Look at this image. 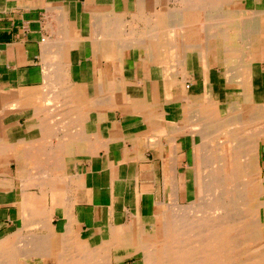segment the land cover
Masks as SVG:
<instances>
[{"label":"crops","instance_id":"obj_1","mask_svg":"<svg viewBox=\"0 0 264 264\" xmlns=\"http://www.w3.org/2000/svg\"><path fill=\"white\" fill-rule=\"evenodd\" d=\"M185 4L0 0V238H12L19 219L33 211L48 216L57 232L68 228L88 239L92 249L102 244L101 237L91 239L96 233L166 208L171 165L178 194L185 195L184 184L195 175L191 163L201 152L198 119L206 87L219 103L236 101L242 89L213 57L203 64L196 52L187 60L146 57V30L162 20L170 24L168 12ZM132 14L142 46L133 58L124 49L121 60L112 59L97 31L117 28L107 18L113 16L126 35ZM258 71L264 82V62ZM182 81L190 95L181 106L175 99L184 96Z\"/></svg>","mask_w":264,"mask_h":264},{"label":"bare ground","instance_id":"obj_2","mask_svg":"<svg viewBox=\"0 0 264 264\" xmlns=\"http://www.w3.org/2000/svg\"><path fill=\"white\" fill-rule=\"evenodd\" d=\"M247 1L253 3V8L240 7ZM173 11L168 12L172 21L170 24L162 20L160 24L156 23L157 27L146 30L143 39L149 37V44L145 45L146 57L157 61L168 56L187 60L191 53L196 52L202 64L213 57L216 64L224 68L227 79L242 86L236 92L239 96L236 101L221 103L212 100V88L206 87V101L201 104L204 110L200 112L198 109L201 113L198 119L202 130L201 152L193 157L191 163L195 171L190 179L194 185L191 192L193 199H187L186 184L185 195L178 194L179 183L172 176L175 171L172 173L173 167L169 165L171 168L165 180L171 186L170 195L168 202H164L165 212L156 217L157 224L159 222L156 234L149 236L140 220L134 218L135 222L127 225L132 228L120 230L122 237L116 238V226L108 232L93 235L92 238L98 236L103 240L102 244L92 249L77 242L71 229L57 232L48 216L27 211L19 219L22 224L16 234L9 239L0 238V264H109L111 260L115 263L124 261L126 255L115 258L113 252L127 247L132 250L128 258L134 257L139 261L137 263L135 260V264H264L263 88L257 93L264 84H254V79L259 77L258 66L264 62V0H186V4L177 10L180 12ZM112 17H107L111 26L118 29L124 27L119 18ZM136 18L137 15L132 14L131 20H128L126 35L122 32L119 34L117 28L97 31V35L104 38V45L110 46L108 57L121 60L124 49H128L133 58L136 50L142 46ZM170 27L173 32L169 31L172 30ZM181 28L184 33L177 32ZM156 29L161 32L153 33ZM97 35L95 38H98ZM167 81L164 82L165 86L171 84L170 79ZM181 84L184 96L175 99L177 105H181L178 102L185 101L186 96L190 95L188 85L183 81ZM193 105L200 104L193 102ZM213 139H216L214 143ZM30 224L35 225L34 229L29 233L24 232V228ZM44 228L54 238L49 236L44 239L35 234ZM133 230L136 237L135 233L130 236ZM241 238L247 242V250L251 251L247 252L249 255L243 256L235 251L242 245V242L239 244Z\"/></svg>","mask_w":264,"mask_h":264},{"label":"rangeland","instance_id":"obj_3","mask_svg":"<svg viewBox=\"0 0 264 264\" xmlns=\"http://www.w3.org/2000/svg\"><path fill=\"white\" fill-rule=\"evenodd\" d=\"M248 2V1H247ZM253 3L252 2H248L247 4H243L242 6H240V7H247V8H253ZM254 84L255 85H263L264 84V82H263V80H262V78H261V76L260 77H258V78H255L254 79ZM261 89H262V87L261 88H259L258 89V91H257V93L258 92H260L261 91ZM213 142L212 143H214V141H216V139H213L212 140ZM216 145V143L214 144V146H213V149L216 147L215 146ZM262 146H264L263 144H262ZM262 150V152H264L263 151V149H261ZM261 163V162H260ZM263 170H264V161H263ZM264 172V171H263ZM192 180H188V182H186V189H187V199L190 201V200H192L193 199V196H191V192L193 191V187H194V185H192ZM190 190V191H189ZM190 197V198H189ZM158 210V209H157ZM164 210H166V208H164L160 213H161V215L165 212ZM237 210H239V209H237ZM159 211V210H158ZM148 214L149 215H151V213H152V208H150L148 211ZM159 213V214H160ZM158 215H156L154 218H150V217H143L142 218V220H141V223H142V227L143 228H145L146 230H147V234L149 235V236H153L154 234H156L155 233V231H156V227H157V229H158V225H159V222H158V224H157V222H156V217H157ZM21 224H22V222H21V220H20V224H18V228L17 229H19L20 227H21ZM144 224V225H143ZM128 225V224H127ZM34 226L35 225H28V226H26L25 228H24V232H26V233H29V232H31V230H33L34 229ZM50 228H52V227H50ZM124 228L125 229H130V228H132L131 226H127L126 227V225L125 226H120V227H118V228H116V231H117V234H115L116 235V238H118V237H122L121 235H120V233H121V231L120 230H124ZM154 228V229H153ZM9 232H10V230H9ZM43 232V233H42ZM33 233H34V231H33ZM135 233V234H134ZM19 235H20V233H18ZM36 235H38L39 237H42V238H44V239H46V238H48L49 236H50V234H49V232H48V230L47 229H45L44 228V230H42V231H39V232H36L35 233ZM133 234H134V236L136 235V232L133 230L132 231V234H131V232H130V236L132 237L133 236ZM30 235H32V233L30 234ZM19 237V236H18ZM51 238H54V236H50ZM58 237H60V235H58ZM136 237V236H135ZM80 238V237H79ZM96 238H98L99 239V237H95V239ZM76 239L78 240L77 242H79V243H83V244H85L86 245V242L88 241V239H82L81 238V240H79L78 239V237L76 236ZM91 239H93V238H91ZM241 242H242V245H241ZM244 243V244H243ZM239 244L241 245L239 248H237L235 251H237L239 254H241V255H243L244 256V254L246 255H249V253H251V251L249 252V250H247V247H248V245H247V242H244L243 241V239L241 238L240 239V242H239ZM242 250V251H241ZM245 250H246V252H245ZM121 251H123V252H121ZM240 251H241V253H240ZM243 251H244V253H243ZM115 252V253H114ZM113 252V257H115V258H122V257H125V255H126V257L127 258H125L124 259V261H119V262H116L115 263V261L114 260H111L110 261V263L109 264H135V262L137 261V263L139 262L137 259H135L134 257L133 258H128V256L129 255H131V253H132V250L129 248V247H127L125 250L124 249H118V250H116V251H114ZM247 252H249V253H247ZM117 253V254H116ZM243 253V254H242ZM116 255V256H115ZM128 255V256H127ZM242 259H244L243 257H241ZM136 260V261H135Z\"/></svg>","mask_w":264,"mask_h":264}]
</instances>
